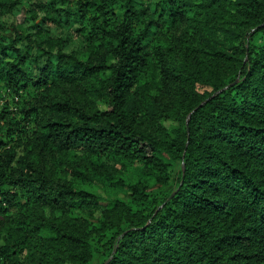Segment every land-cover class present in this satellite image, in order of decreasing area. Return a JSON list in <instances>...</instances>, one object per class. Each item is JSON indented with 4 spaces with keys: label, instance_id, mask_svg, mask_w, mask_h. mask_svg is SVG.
<instances>
[{
    "label": "trees",
    "instance_id": "trees-1",
    "mask_svg": "<svg viewBox=\"0 0 264 264\" xmlns=\"http://www.w3.org/2000/svg\"><path fill=\"white\" fill-rule=\"evenodd\" d=\"M0 80V264H264V0H0Z\"/></svg>",
    "mask_w": 264,
    "mask_h": 264
},
{
    "label": "rangeland",
    "instance_id": "rangeland-1",
    "mask_svg": "<svg viewBox=\"0 0 264 264\" xmlns=\"http://www.w3.org/2000/svg\"><path fill=\"white\" fill-rule=\"evenodd\" d=\"M84 56V55H81ZM24 97V91L19 90L18 92H14L11 90L10 87H8L3 81L0 80V110L2 108H7L10 115L19 116L20 111L19 108L24 105L23 101ZM100 107H105V103L100 101L98 102ZM172 123V122H170ZM128 174L131 176V178H135L137 174V169L135 167H130L128 170ZM97 192L104 196V197H110L113 195H122V193L113 187H106V188H99L97 189ZM47 209V208H46ZM64 264H71L70 262H65Z\"/></svg>",
    "mask_w": 264,
    "mask_h": 264
}]
</instances>
